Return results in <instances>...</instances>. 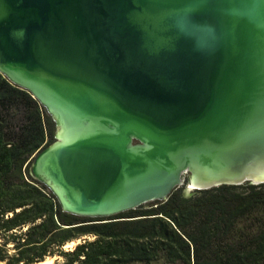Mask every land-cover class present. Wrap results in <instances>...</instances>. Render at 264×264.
<instances>
[{
	"label": "water",
	"instance_id": "water-1",
	"mask_svg": "<svg viewBox=\"0 0 264 264\" xmlns=\"http://www.w3.org/2000/svg\"><path fill=\"white\" fill-rule=\"evenodd\" d=\"M0 73L53 119L64 212L264 184V0H0Z\"/></svg>",
	"mask_w": 264,
	"mask_h": 264
},
{
	"label": "trees",
	"instance_id": "trees-1",
	"mask_svg": "<svg viewBox=\"0 0 264 264\" xmlns=\"http://www.w3.org/2000/svg\"><path fill=\"white\" fill-rule=\"evenodd\" d=\"M54 134L40 102L0 73V263L264 264V184L176 189L110 218L80 217L31 174Z\"/></svg>",
	"mask_w": 264,
	"mask_h": 264
},
{
	"label": "bare ground",
	"instance_id": "bare-ground-1",
	"mask_svg": "<svg viewBox=\"0 0 264 264\" xmlns=\"http://www.w3.org/2000/svg\"><path fill=\"white\" fill-rule=\"evenodd\" d=\"M261 174L264 175V171L260 172ZM201 185L196 183L195 181L192 183V185H190V189H193L194 187H200ZM77 244V241H73L67 244V247H74ZM55 262V258H47L45 259L43 262H40L38 264H54Z\"/></svg>",
	"mask_w": 264,
	"mask_h": 264
},
{
	"label": "rangeland",
	"instance_id": "rangeland-1",
	"mask_svg": "<svg viewBox=\"0 0 264 264\" xmlns=\"http://www.w3.org/2000/svg\"><path fill=\"white\" fill-rule=\"evenodd\" d=\"M193 192V191H192ZM189 193H191V192H189ZM188 192H187V194H189ZM2 243V240L0 239V244ZM11 247V246H10ZM71 248H73V247H65V250H69V249H71ZM54 258H58V257H54ZM61 260V259H60ZM56 261V260H55ZM0 264H5L4 262H2V263H0ZM155 264H161V263H155Z\"/></svg>",
	"mask_w": 264,
	"mask_h": 264
}]
</instances>
